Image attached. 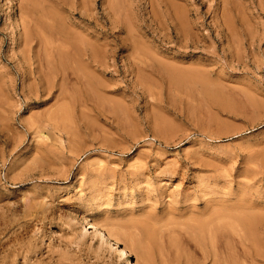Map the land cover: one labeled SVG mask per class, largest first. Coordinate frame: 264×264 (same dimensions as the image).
I'll return each mask as SVG.
<instances>
[{
    "label": "rangeland",
    "instance_id": "1",
    "mask_svg": "<svg viewBox=\"0 0 264 264\" xmlns=\"http://www.w3.org/2000/svg\"><path fill=\"white\" fill-rule=\"evenodd\" d=\"M22 1L0 0V264H126L112 242L90 229L94 221L116 236L134 264H218L209 249L204 256L190 227L216 217V210L224 224L236 225L228 213L237 208L247 217L256 213L249 217L264 253V0ZM24 28L36 40L31 56ZM44 38L55 39L52 47L70 40L72 49L73 40L109 54L101 55L108 72L95 65L90 81L71 77L69 62L65 101L73 107L66 104L68 113L55 120L53 107L65 102L41 103L47 96L33 71L50 47ZM60 49L59 59L53 49L51 62L73 51ZM149 226L160 238L151 260L141 249ZM223 233L222 244L241 247L239 237ZM234 252L247 264L241 248L240 256ZM261 253L258 264H264Z\"/></svg>",
    "mask_w": 264,
    "mask_h": 264
},
{
    "label": "bare ground",
    "instance_id": "2",
    "mask_svg": "<svg viewBox=\"0 0 264 264\" xmlns=\"http://www.w3.org/2000/svg\"><path fill=\"white\" fill-rule=\"evenodd\" d=\"M24 1V0H23ZM22 1V2H23ZM87 1V0H86ZM109 1H111V0H109ZM164 1H166V0H164ZM163 1V2H164ZM224 1V0H223ZM223 1H221L222 2V4L224 5V3L226 4V1L225 2H223ZM61 2V1H60ZM182 2V1H181ZM107 3V2H106ZM168 3V2H167ZM205 3V2H204ZM42 4V3H41ZM169 4V3H168ZM109 5V4H108ZM125 5V4H124ZM167 5V4H166ZM171 5V4H170ZM227 5H228V3H227ZM22 6V4L20 5V7ZM85 6V5H84ZM84 6H83V9H84ZM111 6V5H110ZM168 6V5H167ZM225 6V5H224ZM87 7V6H86ZM119 7V6H118ZM176 7V6H175ZM256 7V6H255ZM109 8V7H108ZM111 8V7H110ZM168 9H169V7H167ZM107 9V8H106ZM167 9V10H168ZM172 9V8H171ZM174 9V8H173ZM23 10V9H22ZM25 10V9H24ZM170 10V9H169ZM174 10H176V8L174 9ZM224 11H226L225 10V8L223 9ZM222 10V11H223ZM107 11V10H106ZM109 11V10H108ZM157 12V11H156ZM116 13H117V11H116ZM119 13V12H118ZM181 13V12H180ZM224 13V12H223ZM226 13V12H225ZM224 13V14H225ZM231 13V12H230ZM88 14V13H87ZM107 14V13H106ZM174 14V13H173ZM182 14V13H181ZM222 14V13H221ZM121 15V14H120ZM89 16V15H88ZM111 16V15H110ZM223 16V15H222ZM90 17H92L93 18V16H90ZM107 17H108V15H107ZM115 17V16H114ZM117 17V16H116ZM179 17V16H178ZM221 17V16H220ZM228 17V16H227ZM96 18V17H95ZM109 18V17H108ZM118 18H119V16H118ZM127 18V17H126ZM56 18H54V20H55ZM60 19V18H59ZM59 19H56V21L58 20V22L61 20L62 21V18L59 20ZM98 19V18H97ZM115 19V18H114ZM117 19V18H116ZM121 19V18H120ZM123 19H124V17H123ZM218 19V18H217ZM225 19V18H224ZM231 19H233V17L231 18ZM230 19V20H231ZM119 20V19H118ZM221 20H222V18H221ZM60 21V22H61ZM70 21V20H69ZM110 21V20H109ZM112 21H113V19H112ZM111 21V22H112ZM174 21H177V20H174ZM173 21V22H174ZM178 21H179V18H178ZM177 21V22H178ZM233 21V20H232ZM64 22V21H63ZM63 22H61V23H63ZM96 22L98 23V21L96 20ZM118 22V21H117ZM122 22V21H121ZM123 22H125V21H123ZM127 22H128V20H127ZM223 22L224 21H222V25H224L223 24ZM225 22H226V26L225 27H227L228 29H226V28H224L226 31L227 30H229V28H230V23L228 22V20H227V18L225 19ZM234 22V21H233ZM57 22H55V24H56ZM171 23V22H170ZM180 23V25H181V22H179ZM52 24V23H51ZM59 24V23H58ZM94 24H96V23H94ZM120 24V23H119ZM129 23H127V25H128ZM160 24V23H159ZM177 24V23H176ZM184 24V23H183ZM24 25V24H23ZM53 25V24H52ZM57 25V24H56ZM55 25V26H56ZM63 25H65V23L64 24H62V26L60 27V28H62L63 27ZM175 25V24H174ZM219 25V24H218ZM113 26V25H112ZM125 26V25H124ZM130 26V25H129ZM128 26V27H129ZM185 26V25H184ZM24 27V26H23ZM48 27V26H47ZM56 27H58V26H56ZM65 27L66 26H64V28H62V29H64L65 30ZM69 27V26H68ZM67 27V28H68ZM128 27H126L125 26V28H126V30H128L127 28ZM181 27H183L182 25H181ZM25 28H27L26 27V25H25ZM25 28H24V32H23V41H24V45H25V47H27V50H28V53L30 52V50L29 49H31L32 47H33V43L36 41L35 39H33L34 38V36L32 37V34L30 33V35H28V32L30 31L28 28V32H26L27 30H25ZM33 28V27H32ZM36 28V27H35ZM50 28V27H49ZM59 28V27H58ZM223 28V27H222ZM51 29H52V27H51ZM57 29V28H56ZM68 29H73V28H68ZM180 29V28H179ZM23 30V29H22ZM61 30V29H60ZM64 30H61L62 31V33L64 32ZM109 30V29H108ZM125 30V31H126ZM132 30V29H131ZM137 30V29H136ZM186 30V29H185ZM220 30V29H219ZM53 31H54V29H53ZM89 31V30H88ZM91 31V30H90ZM183 31L184 30H182V33H183ZM222 31V30H221ZM230 31H231V29H230ZM230 31L228 32V33H230ZM22 32V31H21ZM21 32H20V34H21ZM26 32V33H25ZM66 32V31H65ZM67 32H71L70 30L69 31H67ZM74 32V31H73ZM117 32V31H116ZM166 32V31H165ZM176 32H178V31H176ZM187 32V31H186ZM186 32H184V33H186ZM232 32V31H231ZM235 32V31H234ZM62 33H59V34H62ZM80 33V32H79ZM131 33V32H130ZM133 33H134V31H133ZM233 33V32H232ZM67 34V33H66ZM127 34V33H126ZM237 34V33H236ZM22 35V34H21ZM20 35V36H21ZM35 35V34H34ZM63 35V34H62ZM61 35V36H62ZM69 35V34H68ZM70 35H71V33H70ZM77 35V34H76ZM80 35H81V33H80ZM130 35V34H129ZM132 35H134V34H132ZM184 35H186L187 36V34H184ZM210 35V34H209ZM234 35V34H233ZM233 35H231V33L229 34V37L231 38V36H233ZM38 36H40V34L38 35ZM55 36V35H54ZM64 36V35H63ZM73 36V35H72ZM71 36V37H72ZM75 36V35H74ZM117 36V35H116ZM122 36V35H121ZM185 36V37H186ZM211 36V35H210ZM41 37H43V36H41ZM48 37V36H47ZM56 37V36H55ZM65 37V36H64ZM64 37H62V38H60V37H58V38H60V40L61 39H63ZM75 37H77V36H75ZM74 37V38H75ZM46 38V37H45ZM45 38L43 39V43H45L46 44V46H45V49H46V47L48 46V45H50V43H52L55 39H53L52 40V38L50 39V40H52L51 42H47V40L45 41ZM65 38H68V36L67 37H65ZM84 38V37H83ZM82 38V40L83 41H85V39H83ZM183 38V37H182ZM197 38V37H196ZM210 38V37H209ZM233 38V40H235L237 37H236V35H235V38H234V36L232 37ZM239 38V37H238ZM42 38H40L39 40H41ZM49 39V38H48ZM79 39L80 40H78V37H77V40L76 41H79V43L82 41L81 40V37H79ZM87 39V38H86ZM89 39V38H88ZM133 39V38H132ZM186 39V38H185ZM187 39H188V37H187ZM190 39V38H189ZM198 39V38H197ZM227 39H228V37H227ZM50 40H48V41H50ZM58 40V39H57ZM68 40V39H67ZM138 40V39H137ZM137 40L134 42V44L137 42ZM140 40V39H139ZM143 40V39H142ZM199 40V39H198ZM203 40V39H202ZM229 40V39H228ZM227 40V41H228ZM232 40V39H231ZM42 41V40H41ZM59 41V40H58ZM65 42H66V44H68V46H69V41H66V40H64ZM82 41V42H83ZM93 41H94V39L92 40V43H93ZM110 41V40H109ZM126 41V40H125ZM125 41H124V43H125ZM131 41V40H130ZM182 41H184V40H182ZM189 41V40H188ZM236 41V40H235ZM56 42V41H55ZM54 42V43H55ZM72 42V43H71ZM70 42V46L72 47V45H73V51H69L70 52V54L72 53V54H74V53H76L75 54V58L77 57L78 58V55H80V57L81 56H83V58H84V60H85V62H81L83 59H81L80 57V60H78L77 58V60L73 57V55L71 54H69V57L68 56H66V54H67V52H65L66 54H65V56L63 55V54H59V56H61L60 57V60H56V59H53V61H54V63H57V64H60L59 65V67L61 68V72L59 71V70H56V68H59V67H56V65L53 63V62H51V60H52V57L54 58V56H52V55H54V54H51V52L53 51V49L55 50L53 53H55V56L57 57V55H58V52L60 53V52H62L61 51V49L60 48H62V50L63 49H65V47H66V50H64V51H67V50H70L71 48H69L68 46H65V44H64V46L62 45V44H60L61 42H58L59 44L58 45H60V47L58 48L57 47V45L56 46H53L52 47V44L50 45V47L48 46V48H50V49H48L47 48V51H46V55H45V64H43L44 62H43V59L40 57V56H38L39 58H41L42 59V62H41V60L40 59H35V61H36V64L38 65L37 66V68H35L33 71H34V73H35V75H37L36 77H37V81H39V87H40V89L39 90H41L40 92H41V95L44 97H46V99H40L41 100V103H43V104H45V103H47L48 101H50V100H54V98L56 99V101H55V103L56 104H58V101L59 102H61V99H62V103H64L65 102V105L62 107L61 105H60V103L58 104L59 105V107L58 106H56L55 104V107H57L56 108V110H54V107H53V113H52V115H51V117H53L52 119L53 120H55V119H57L58 117H59V115H62L63 114V111H65V113L67 114L68 113V109H70V108H68V107H73V106H71L70 104H68L69 103V101H68V103L66 102L67 100H70V98L68 97V94H71L70 92H68V94H67V91H68V89L66 88V90L64 89L66 86H65V84L67 83V82H65V80L67 81V79H69V78H67L66 77V75H68L67 73L69 72V71H67V70H71L70 68V66H69V62H71V64H73V69H74V71L71 73V71H70V76L72 77V75L74 76H76L77 78H78V81H79V78H80V76H81V74L82 75H84V77L85 76H87V77H85L86 79L88 78V79H91L92 78V76H89V75H92V70H93V67L96 65V66H98V68H101L102 67V70L104 71V72H108V69L110 68L109 67V65H108V63H107V61L105 62V61H103L104 59H102L101 58V55L104 57V55H103V52H105V50H103L102 51V54L100 55V52H101V50L100 51H97V49L94 47V49H96L95 51H94V49L92 50L91 48V50L89 51L88 49H87V46H84L83 44H82V46H84L85 48H80V47H82V46H80V45H78L77 43H75L74 42V44H75V46L77 47V46H79L78 48H76V47H74V44H73V40ZM81 42V43H82ZM90 42V41H89ZM121 42H122V39H121ZM126 42H128V40L126 41ZM132 42V41H131ZM145 42V41H144ZM229 42H230V40H229ZM38 44L39 43H41L42 44V42H37ZM87 44H88V42H86ZM99 43V42H98ZM97 43V44H98ZM123 43V42H122ZM227 43V42H226ZM240 43V42H239ZM41 44H39V45H41ZM72 44V45H71ZM194 44V43H193ZM196 44V43H195ZM229 44V43H228ZM37 45V44H36ZM39 45H38V47H39ZM43 45V44H42ZM101 45V44H100ZM100 45L98 46V48L100 47ZM124 45V44H123ZM135 45H139L138 43L137 44H135ZM230 45H232V44H230ZM92 46V45H91ZM94 46V45H93ZM103 46V44L101 45V47ZM106 46V45H105ZM108 46V45H107ZM129 46V45H128ZM195 46V45H194ZM233 46V45H232ZM235 46V45H234ZM241 46V45H240ZM24 47V48H25ZM37 47V46H36ZM41 47V46H40ZM55 47H57V49L59 50H57ZM67 47H68V49H67ZM100 47V48H101ZM104 47V46H103ZM110 47V46H109ZM127 47V46H126ZM140 47L142 48V45H140ZM108 48V47H107ZM120 48V47H119ZM118 48V49H119ZM139 48V47H138ZM141 48L140 49H136L138 52L141 50ZM143 48H144V46H143ZM142 48V49H143ZM32 49H34V48H32ZM31 49V50H32ZM71 49V50H72ZM80 50L81 49V51H78V50ZM101 49H103V48H101ZM104 49H105V47H104ZM114 49V48H113ZM124 49V48H123ZM145 49H147V48H145ZM149 49H150V47H149ZM49 50V51H48ZM58 52H57V51ZM75 50H77V51H75ZM85 50V51H84ZM134 50V49H133ZM135 50V51H136ZM43 51H44V46H43ZM130 51V50H129ZM143 51H146V50H142V52ZM149 51H151V50H149ZM148 50L146 51V53L147 52H149ZM153 51H154V49H153ZM152 51V52H153ZM24 52V51H23ZM33 52H34V50H33ZM48 52V53H47ZM84 52V53H83ZM109 52V51H108ZM113 52V51H112ZM152 52H150V54L152 53ZM236 52V51H235ZM27 53V52H26ZM31 53V52H30ZM30 53H29V55L28 56H31L30 55ZM35 53V52H34ZM33 53V54H34ZM41 53V52H40ZM43 53V52H42ZM64 53V52H63ZM24 54H25V52H24ZM23 54V55H24ZM106 54H108V53H106L105 52V55ZM128 54H129V52H128ZM141 54V53H140ZM156 54H157V52H156ZM156 54H154L153 55V53L151 54V55H153L151 58H153L154 56H156L157 57V55ZM237 54V53H236ZM37 55V54H36ZM40 55V54H39ZM109 55V54H108ZM122 55V54H121ZM132 55V54H131ZM151 55H149V56H151ZM42 57H43V55H41ZM47 56H50V57H47ZM112 56H113V54H112ZM136 57L138 56V54L137 55H135ZM160 56V55H159ZM237 56H239V54L237 55ZM236 56V58H238ZM23 57V56H22ZM32 57H34V56H32ZM47 57V58H46ZM72 57V58H71ZM105 57H107V56H105ZM104 57V58H105ZM110 57V56H109ZM119 57H120V55H119ZM129 57V56H128ZM133 57H134V55H133ZM140 57H142V56H140ZM148 57V56H147ZM156 57H154V58H156ZM233 57H234V54H233ZM24 58H26V54H25V57ZM23 58V60H25ZM68 58H69V60H68ZM113 58V57H112ZM143 58V57H142ZM142 58H140V59H142ZM158 58H160V57H158ZM57 59H59L58 57H57ZM131 59H132V57H131ZM146 59V58H145ZM27 60L29 61L30 60V57H29V59L27 58ZM55 60L57 61V62H55ZM106 60V59H105ZM144 60V59H143ZM150 60H152V62H153V59H150ZM159 60V59H158ZM67 61V62H66ZM132 61H134V59H132ZM156 61V60H155ZM155 61H154V63H155ZM113 62V61H112ZM130 62V61H129ZM147 64H148V62L147 61H145ZM151 62V63H152ZM68 63V64H67ZM134 63V65L135 66H137L136 64H137V61H136V64H135V62H133ZM145 63V64H146ZM154 63H153V65H154ZM35 64V63H34ZM35 64V65H36ZM41 64L44 66V65H47V66H44V68H46L47 67V69H49L48 70V72H50L49 73V75H47V77H45V76H43L42 75V71L43 70H40L43 66H41ZM116 64V63H115ZM144 64V63H143ZM34 65V66H35ZM112 65V64H111ZM110 65V66H111ZM130 65V64H129ZM150 65V64H149ZM152 65V64H151ZM69 66V67H68ZM144 66H146V65H144ZM36 67V66H35ZM40 67V68H39ZM114 67V66H113ZM129 67V66H128ZM138 67V66H137ZM137 67H136V69H137ZM140 67V66H139ZM39 68V69H38ZM152 68V67H151ZM43 69V68H42ZM72 69V70H73ZM144 69V68H143ZM149 69V68H148ZM147 69V70H148ZM46 70V69H45ZM116 70V69H115ZM146 70V69H145ZM146 70V71H147ZM151 70V69H150ZM31 71V70H30ZM54 71H59L58 73H61V76H60V79L59 80H61L60 82H58V81H56V80H58V76H59V74L58 73H56V72H54ZM101 71V70H100ZM133 71V70H132ZM143 72H144V70H142ZM44 72V71H43ZM117 72V71H116ZM119 72V71H118ZM125 72H126V70H125ZM135 72V71H134ZM138 72V71H137ZM150 72V71H149ZM148 72V73H149ZM47 73V71H45V74ZM133 73V72H132ZM139 73V72H138ZM98 74H99V72H98ZM145 74V73H144ZM147 74V73H146ZM137 75V74H136ZM152 74H150V77L152 78V76H151ZM69 75H68V77H70ZM132 76V75H131ZM139 76V75H138ZM138 76L136 77L135 76V78H138ZM149 76V75H148ZM147 76V77H148ZM82 77V76H81ZM89 77H91V78H89ZM98 77V79L100 78L99 76H97ZM143 77V76H142ZM67 78V79H66ZM151 78H149V79H151ZM73 79H75V78H73ZM86 79H83V83L85 84V80ZM87 79V80H88ZM94 79V78H93ZM103 79H105V77L103 78ZM144 79V78H143ZM76 80V79H75ZM86 80V81H87ZM137 80V79H136ZM88 81H90V80H88ZM103 81V80H102ZM105 81H106V79L103 81V84L102 85H106V83H108V82H106L105 83ZM65 82V83H64ZM69 82V81H68ZM72 82V81H71ZM75 82V81H74ZM100 82V81H99ZM98 82V83H99ZM60 83V84H59ZM70 83V82H69ZM105 83V84H104ZM137 83V82H136ZM77 84V83H76ZM79 84H80V82H79ZM82 84V83H81ZM139 84V83H138ZM137 84V85H138ZM67 85H69V84H67ZM70 85H71V83H70ZM100 85V84H99ZM98 85V86H99ZM101 85V86H102ZM108 85V84H107ZM65 86V87H64ZM85 86V85H84ZM86 86H88V84H87V82H86ZM91 87L93 86V85H90ZM90 86H88V88L90 87ZM141 86V85H140ZM80 87H81V85H80ZM96 86H94L93 88H95ZM100 87V86H99ZM112 87H113V85H112ZM74 88V87H73ZM76 88V87H75ZM88 88H87V90L86 91H88ZM101 88H103V87H101ZM107 88V87H106ZM145 88V87H144ZM71 89H72V87H71ZM97 89V88H96ZM73 90V89H72ZM72 90H70L71 92H72ZM91 90V89H90ZM89 90V91H90ZM77 91V90H76ZM75 91V89L73 90V92H75V93H78V91L76 92ZM84 91H85V87H84ZM88 91V92H89ZM94 91V90H93ZM152 91V90H151ZM72 92V93H73ZM98 92V91H97ZM97 92L95 91V94L96 95H98L97 96V99L98 98H100V99H102L103 97H100V95H99V93L97 94ZM86 94H87V92H85ZM102 93V92H101ZM84 94V93H83ZM89 94V93H88ZM87 94V95H88ZM90 94H93V96H94V98H96V96L94 95V92L92 93V92H90ZM90 94H89V96H90ZM86 95V96H87ZM41 96V97H42ZM56 96V97H55ZM76 96V95H75ZM92 96V95H91ZM90 96V97H91ZM42 97V98H43ZM44 97V98H45ZM61 97V99L60 100H57V99H59ZM77 98V97H76ZM74 99V98H73ZM86 99V98H85ZM87 99H89V98H87ZM96 99V100H97ZM52 100V101H53ZM66 100V101H65ZM103 100H105V99H102V101ZM54 101H53V103H54ZM71 101H72V99H71ZM87 101V100H86ZM98 101V100H97ZM100 101V100H99ZM113 101V100H112ZM101 102V101H100ZM61 103V104H62ZM72 104H74V106H75V104L76 103H73V101L71 102ZM110 103H112L111 101H110ZM122 103V102H121ZM121 103H119V104H117V105H120ZM66 104H68V105H66ZM113 104H116V102L115 101H113ZM63 105V104H62ZM53 106V105H52ZM52 106H50V107H52ZM65 106H68L67 108V110H65ZM116 106V105H115ZM121 106V105H120ZM49 107V109L48 110H50L51 108ZM65 107V108H64ZM64 108V109H63ZM67 111V112H66ZM50 113V114H51ZM62 113V114H61ZM65 115V114H64ZM60 119V118H59ZM221 211H222V209H220ZM224 210V209H223ZM225 210H227V209H225ZM224 210V211H225ZM232 210V209H231ZM236 210V209H235ZM235 210H232L233 211V213H232V211L230 212V213H228L229 214V216H228V219L229 220H233V222H234V224L236 223V225H230V224H224L223 223V220H226V219H224L223 217H225L223 214L224 213H222L221 215H223V216H220L219 214H220V211H215V212H219L218 214H217V216L214 218V217H212V216H209V217H212V219L211 218H209V220H207L206 222H198V225L196 224V225H194V223H193V225L194 226H192V227H190L191 228V232L190 233H192V232H194V236H195V234H196V239H197V241L203 246L202 248H204V249H207V250H204L203 249V251H204V256H206L205 254H207L205 251H208L209 252V250H210V252L208 253V255H210V256H212V258H214V263H218V264H240L239 262L240 261H238L237 260V258H234L233 257V253L232 252H234V251H236L237 249H236V247H237V245H236V247L233 245V244H229V243H225V245H224V243L222 244V238H221V236H223V232L226 230L233 238H236V237H239L238 238V243H239V246H241L240 248H241V251H242V254H243V256L245 255V257L246 258H248V260L245 258H243L246 262H247V264H256L257 262V260L255 259V258H257V256L258 257H260L259 256V254L262 252H259V248L258 247H261V243L262 242H260L259 244H260V246H257V245H259L258 244V242H259V240H258V242H256L255 240V238L254 237H256V235H255V233H257L258 232V230L256 229V226L254 225V222L256 221V219H255V221L253 222V214L254 213H252V217L253 218H250L249 216V218L247 217V214L249 213V212H247V214H246V216L244 215V214H240V213H242L241 212V210L239 211L238 210V208H237V210L239 211V217H238V215L236 216V214L234 213V211ZM236 210V211H237ZM214 211V210H213ZM243 211H245L244 209H243ZM246 212V211H245ZM244 212V213H245ZM251 212V211H250ZM238 214V213H237ZM250 214V213H249ZM256 214V213H255ZM254 214V215H255ZM211 215V214H210ZM212 215H213V213H212ZM240 215H243V216H240ZM259 213H258V216H257V218L259 217ZM220 216V217H219ZM245 216V217H244ZM194 217V216H193ZM248 219H247V218ZM207 218V217H206ZM255 218H256V215H255ZM223 219V220H222ZM257 221H259V219L257 220ZM261 221V220H260ZM262 222H263V220H262ZM262 222H259V223H261V225H262ZM221 223H223V224H221ZM226 223V222H225ZM259 223H257V226H258V224ZM161 224V223H160ZM166 224V223H165ZM171 224V223H170ZM169 224V225H170ZM173 224V223H172ZM171 224V225H172ZM264 224V223H263ZM144 225V224H143ZM189 225V224H188ZM146 226H147V224H146ZM187 226V225H186ZM196 226V227H195ZM259 226H260V224H259ZM143 227V226H142ZM150 228H147V227H145V230H144V236L146 237V239L149 241L148 242V244H147V246H143V245H141V249H142V251H143V256H144V258H146V259H150V258H148L149 257V254H151V252L154 250V249H160V238H159V236L157 237V235L153 232V229H151V226H149ZM153 227V226H152ZM195 227V228H194ZM254 227H255V229L257 230V232H256V230H254ZM147 228V229H146ZM161 228V227H160ZM163 228V227H162ZM169 228H170V226H169ZM187 229H188V227H186ZM90 229H92V230H94V231H96L97 232V234H98V237H99V239L101 240V241H105V242H107V241H110V242H112L113 243V245L115 246V250H117V256L118 257H120V259L122 260V261H126V264H134V262L133 261H131L130 259V255H129V253L125 250V249H123L122 247H120L119 246V241H118V239L116 238V236L114 235V234H112L111 232H109V231H107L106 229H104V228H102L101 226H99V223L97 224L96 223V221H94V222H92L91 223V225H90ZM190 230V229H189ZM159 231V230H158ZM162 231V230H161ZM167 231V230H166ZM168 231H169V229H168ZM170 231H172L171 229H170ZM187 231V230H186ZM254 231H255V233H254ZM260 231V230H259ZM189 232V231H188ZM205 232H207V235H208V237H209V239L208 238H206V235H205ZM187 233V232H186ZM228 233H225V234H228ZM243 234V235H242ZM161 235H162V233H161ZM161 235H160V237H161ZM164 235H165V233H164ZM192 235V234H191ZM193 235H192V237H193ZM203 235L205 236L204 238H206V239H208L207 241H206V239H204V238H202L203 237ZM202 236V237H201ZM140 237H141V235H140ZM192 237H191V239H192ZM225 237H227L226 235H225ZM230 237V236H229ZM166 238V237H165ZM201 238V239H200ZM258 238V237H257ZM143 238L141 237V240H142ZM172 239V238H171ZM195 239V240H196ZM226 239V238H225ZM237 239V238H236ZM235 239V240H236ZM137 240V239H136ZM135 240V241H136ZM177 240V239H176ZM227 240V239H226ZM228 240H229V238H228ZM230 240H231V238H230ZM234 239H232L231 241H235ZM162 241V240H161ZM198 242H196V244L198 243ZM225 242V241H224ZM144 243V242H143ZM236 243H237V241H236ZM230 246H232L233 248H231V247H229V245ZM257 244V245H256ZM136 245H138V243H136ZM135 245V246H136ZM139 246V245H138ZM173 246L174 247H176V251L178 252V253H180V247H179V245H178V243L176 242V241H174L173 242ZM199 246V245H198ZM162 247V246H161ZM136 249H140V247H135ZM235 248V250H233L232 252H231V249H234ZM239 248V249H240ZM262 248H263V245H262ZM163 249V248H162ZM166 249V248H165ZM164 249V250H165ZM209 249V250H208ZM238 249V250H239ZM171 251H172V249H170ZM237 250V251H238ZM173 251H174V248H173ZM202 251V252H203ZM236 251V252H237ZM236 252H234V254L236 253ZM240 252V251H239ZM186 253V252H185ZM238 253V252H237ZM236 253V254H237ZM263 253V252H262ZM261 253V257H262V255L264 254H262ZM141 254V253H140ZM153 255H155L154 253H153ZM208 255H207V257H208ZM237 255H239V254H237ZM236 255V256H237ZM185 256V255H184ZM190 256V255H189ZM240 256V255H239ZM174 257V256H173ZM238 257V256H237ZM238 259H241V258H238ZM242 259V260H243ZM151 260V259H150ZM192 260V259H191ZM242 262V261H241ZM243 264V263H242ZM258 264V263H257Z\"/></svg>",
    "mask_w": 264,
    "mask_h": 264
}]
</instances>
